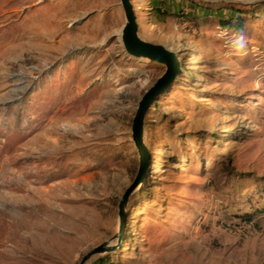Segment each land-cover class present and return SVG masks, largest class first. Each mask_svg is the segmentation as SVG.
<instances>
[{
  "label": "rangeland",
  "instance_id": "obj_1",
  "mask_svg": "<svg viewBox=\"0 0 264 264\" xmlns=\"http://www.w3.org/2000/svg\"><path fill=\"white\" fill-rule=\"evenodd\" d=\"M132 2L184 76L146 116L121 247L86 264H264V0ZM126 22L120 0H0V264H77L118 232L165 71L125 51Z\"/></svg>",
  "mask_w": 264,
  "mask_h": 264
},
{
  "label": "water",
  "instance_id": "obj_2",
  "mask_svg": "<svg viewBox=\"0 0 264 264\" xmlns=\"http://www.w3.org/2000/svg\"><path fill=\"white\" fill-rule=\"evenodd\" d=\"M126 16V24L122 28V44L125 51L134 57H147L150 61L160 63L165 66L164 73L159 76L154 83L145 89L139 100L135 115L132 119V138L142 152V162L138 175L125 189L119 199V226L118 232L110 239L92 246L84 251L77 264H85L91 261L96 255L103 256L116 252L122 245L126 237V225L128 207L126 203L135 194V189L143 186L150 168L151 153L144 138L145 120L148 112L156 101L174 86L184 74V67L180 58V53L163 43H155L145 40L139 35V24L132 0H120Z\"/></svg>",
  "mask_w": 264,
  "mask_h": 264
},
{
  "label": "trees",
  "instance_id": "obj_3",
  "mask_svg": "<svg viewBox=\"0 0 264 264\" xmlns=\"http://www.w3.org/2000/svg\"><path fill=\"white\" fill-rule=\"evenodd\" d=\"M184 2H183V0H181V4H183ZM197 6V10L199 11V9H201V6H198V5H196ZM212 11V13H215V14H217L218 12V10H211ZM232 11V13H234V14H232V18H233V20H230V21H228V20H225V19H227L228 18V16L226 17V16H216V17H218V19L219 20H221V23L222 24H225V25H229V26H231V28H236V30H242V28H243V22H238V23H233L234 21H237L238 19H236L238 16H241L242 15V13L240 12H238V10H236V9H232L231 10ZM235 18V19H234ZM239 21V20H238ZM249 220H251L252 218H248ZM108 263H110L108 260H102V261H99V262H97L96 264H108Z\"/></svg>",
  "mask_w": 264,
  "mask_h": 264
},
{
  "label": "built area",
  "instance_id": "obj_4",
  "mask_svg": "<svg viewBox=\"0 0 264 264\" xmlns=\"http://www.w3.org/2000/svg\"><path fill=\"white\" fill-rule=\"evenodd\" d=\"M218 28H219V33H220L219 36L224 37V36H226L229 33L228 29L230 27H228L227 25H220Z\"/></svg>",
  "mask_w": 264,
  "mask_h": 264
},
{
  "label": "crops",
  "instance_id": "obj_5",
  "mask_svg": "<svg viewBox=\"0 0 264 264\" xmlns=\"http://www.w3.org/2000/svg\"><path fill=\"white\" fill-rule=\"evenodd\" d=\"M183 76H184V74L180 77L179 81L183 78ZM179 81H178V82H179ZM178 82H177V83H178ZM177 83H176V84H177Z\"/></svg>",
  "mask_w": 264,
  "mask_h": 264
},
{
  "label": "bare ground",
  "instance_id": "obj_6",
  "mask_svg": "<svg viewBox=\"0 0 264 264\" xmlns=\"http://www.w3.org/2000/svg\"><path fill=\"white\" fill-rule=\"evenodd\" d=\"M122 36H123V33H122ZM86 264V263H85Z\"/></svg>",
  "mask_w": 264,
  "mask_h": 264
}]
</instances>
